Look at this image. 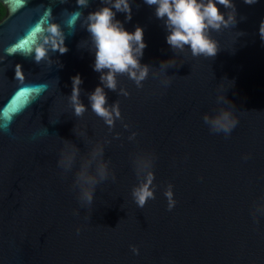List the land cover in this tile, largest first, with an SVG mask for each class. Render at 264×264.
Listing matches in <instances>:
<instances>
[{
	"label": "water",
	"instance_id": "water-1",
	"mask_svg": "<svg viewBox=\"0 0 264 264\" xmlns=\"http://www.w3.org/2000/svg\"><path fill=\"white\" fill-rule=\"evenodd\" d=\"M234 2L237 24L213 33L221 49L212 58L174 52L163 22L143 0H132L130 21L117 13L129 31L143 26L141 63L151 70L142 88L120 75L115 91L105 89L122 114L109 129L89 105L100 81L79 22L63 55L50 52L37 64L23 49L4 51L27 39L44 9L61 22L65 11L77 9L75 0H0V264H264V42L258 31L264 0ZM98 6L100 0H90L80 10L87 15ZM172 57L164 87L159 65ZM16 64L23 80L15 79ZM76 73L88 106L81 117L69 101ZM45 83V91H26ZM227 101L238 124L225 136L212 132L204 117L229 107ZM64 139L77 149L70 168L57 165ZM97 146L103 152L93 158ZM100 161L108 163L109 177L96 185L92 205H84L77 173L86 163L94 174ZM149 172L155 198L140 208L131 189ZM169 183L176 200L170 211L163 194Z\"/></svg>",
	"mask_w": 264,
	"mask_h": 264
},
{
	"label": "clouds",
	"instance_id": "clouds-1",
	"mask_svg": "<svg viewBox=\"0 0 264 264\" xmlns=\"http://www.w3.org/2000/svg\"><path fill=\"white\" fill-rule=\"evenodd\" d=\"M60 2L65 3L66 0H60ZM75 2L77 9L71 12L65 11L66 15L61 22H57L52 16L51 8L44 9L40 21L29 29L27 39L7 47L4 51L7 55H12L17 49H23V55L31 57L37 64L46 59L50 52L63 55L68 51L65 40L68 35L74 33L79 22L88 33L89 51L94 57L92 69L99 73L100 81L88 94L89 105L91 111L102 118L105 125L111 129L115 122L121 119L122 114L119 102L108 103L105 89L115 91L118 86L117 77L120 75H127L137 88H142V82L148 78L151 70L149 64L141 63L144 49L147 47L144 40V28L137 24L133 30L129 31L124 26V22L116 18L117 13H123L125 21L131 20L132 0H100V6L89 11L87 15H84L80 9L88 8L90 0H75ZM243 2L254 5L259 0H243ZM143 3L153 8L156 19L163 22L166 44L174 52H183L187 49L193 57H215L221 48L213 33L232 29L237 24L234 0H143ZM241 19L244 18L241 17ZM258 31L261 41L264 42V18L260 21ZM173 65H175L173 57L160 62L159 70L164 76L162 80L164 87L170 83L169 76L164 74V70ZM14 72L16 80L24 79L20 64L15 65ZM71 83L72 91L69 101L73 115L81 117L88 110V106L80 100V86L83 81L79 73L71 77ZM47 88L48 85L45 83L26 91L40 93ZM120 93L124 97L130 95L123 88L120 89ZM227 103L229 107L222 108L211 117L207 115L204 117L205 123L209 125L212 132H222L225 136L229 135L238 124L232 102L227 101ZM125 127L127 128L128 125ZM73 131H76L75 127ZM44 134H47L46 130ZM136 135L137 133L133 132L130 139ZM63 145L57 165L70 168L77 149L67 139L63 140ZM102 152L103 148L100 146L93 148V158ZM87 167L86 163L81 166L76 181L79 185V200L82 204L91 206L96 185L109 177V168L106 161L97 163L94 174L88 173ZM112 179L113 181L116 179L115 174L112 175ZM154 179L155 174L149 172L142 182L132 187L131 197L137 207L143 208L149 199L155 198ZM163 194L167 200V209L170 211L176 204L171 183L165 187ZM73 214L78 215L76 211H73ZM80 231L81 227L77 225V235ZM130 248L134 255L139 254L140 250L136 245H131Z\"/></svg>",
	"mask_w": 264,
	"mask_h": 264
},
{
	"label": "trees",
	"instance_id": "trees-1",
	"mask_svg": "<svg viewBox=\"0 0 264 264\" xmlns=\"http://www.w3.org/2000/svg\"><path fill=\"white\" fill-rule=\"evenodd\" d=\"M5 14V8L0 4V19L4 16Z\"/></svg>",
	"mask_w": 264,
	"mask_h": 264
}]
</instances>
